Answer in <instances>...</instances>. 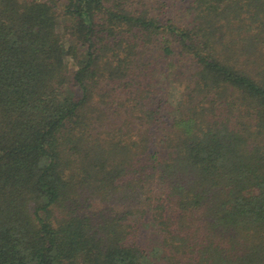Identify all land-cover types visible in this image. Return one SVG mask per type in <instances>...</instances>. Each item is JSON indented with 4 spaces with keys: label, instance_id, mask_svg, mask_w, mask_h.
<instances>
[{
    "label": "trees",
    "instance_id": "obj_1",
    "mask_svg": "<svg viewBox=\"0 0 264 264\" xmlns=\"http://www.w3.org/2000/svg\"><path fill=\"white\" fill-rule=\"evenodd\" d=\"M0 264H264V0H0Z\"/></svg>",
    "mask_w": 264,
    "mask_h": 264
},
{
    "label": "rangeland",
    "instance_id": "obj_2",
    "mask_svg": "<svg viewBox=\"0 0 264 264\" xmlns=\"http://www.w3.org/2000/svg\"><path fill=\"white\" fill-rule=\"evenodd\" d=\"M158 51H159V47H154V48H153L152 50H150V52L148 53L147 58L153 61V63L151 64L152 67H157L158 70H160V69L163 68L165 65H164V63H163L164 61H161V59H160V60H159V59L156 60V53H157ZM171 58H172V57H171ZM154 60H155V61H154ZM174 60L176 61V63L174 64L175 67H176V66H181V63H182V62H180V60L178 59V56H177V55H175ZM167 61H169V59H168ZM182 61H183V60H182Z\"/></svg>",
    "mask_w": 264,
    "mask_h": 264
}]
</instances>
